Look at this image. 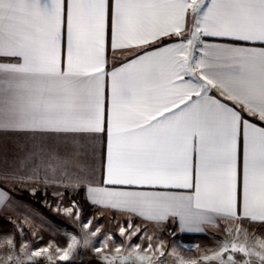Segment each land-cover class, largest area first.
<instances>
[{
  "label": "snow or ice",
  "instance_id": "6c2138e0",
  "mask_svg": "<svg viewBox=\"0 0 264 264\" xmlns=\"http://www.w3.org/2000/svg\"><path fill=\"white\" fill-rule=\"evenodd\" d=\"M49 187L116 232L73 201L90 231L42 245L17 214L0 264H264V0H0V216Z\"/></svg>",
  "mask_w": 264,
  "mask_h": 264
},
{
  "label": "rangeland",
  "instance_id": "374dc122",
  "mask_svg": "<svg viewBox=\"0 0 264 264\" xmlns=\"http://www.w3.org/2000/svg\"><path fill=\"white\" fill-rule=\"evenodd\" d=\"M47 193V196H45L44 191L41 190L36 196H30L35 201H38L41 206H37L34 203L24 199V205L26 206L25 212L18 213L19 222L25 227L26 230L28 229V225L24 220L25 216H29L30 219H34L37 224L43 223L45 231L42 233V235L44 236V240L40 242L42 245L45 244L48 240L55 238L66 247L71 235H75L78 238H81L84 233L90 231V229H81L80 221L69 218L64 213L63 208L72 207L73 201H76L79 204L80 208L83 209V212L81 213L83 220L93 219L94 224L102 225L104 227H107L110 231L116 232V221L113 218L99 216L92 206H84L81 203V191L75 193L65 192L63 199L53 197L52 193H50L49 191H47ZM44 200H47L48 204L51 205V207L45 205L43 203ZM58 204L60 205L59 208L57 207ZM76 210V208H73V212H75ZM16 219L17 214H12L11 217L0 216V237L17 234L15 225L12 223V221ZM120 222L124 223V220ZM101 230L103 231V227L101 228ZM169 232L171 231H169L168 229L163 233L164 239L166 241L173 242L177 245H185V242H192L186 241L182 239V237H180L179 239V237L177 238L175 237V235H169ZM257 236L259 237V233H257ZM31 238V232H29L26 239ZM87 238L89 240L93 239L90 236ZM117 239H120L118 233ZM241 239L243 240V237H241ZM133 240L135 241L136 238L134 237ZM178 250L182 252L181 249ZM184 251L186 252L187 250ZM195 252L196 250H194L192 254H195ZM81 261H83L84 264H102V262L97 260L95 256H93L85 249H80V256L76 259V264H81Z\"/></svg>",
  "mask_w": 264,
  "mask_h": 264
},
{
  "label": "crops",
  "instance_id": "0c3cea01",
  "mask_svg": "<svg viewBox=\"0 0 264 264\" xmlns=\"http://www.w3.org/2000/svg\"><path fill=\"white\" fill-rule=\"evenodd\" d=\"M98 167H99V165H98ZM97 180L100 181V175L99 174L97 176ZM94 186L111 187V186L103 184L102 182H99V183L95 184ZM117 187H125L127 190H136V191H153V190L160 191V190H162V189H151V188H146V187L145 188H139V187H136V186H117ZM5 190L9 191L10 192V196L12 197V204H13V208L15 209V212L13 214H18V213L25 212L26 206L24 205V198L22 197L23 194H18L16 190H12V189H5ZM41 190L44 191V189H41ZM53 190H54L53 187H49L47 189V191H49L50 193H52ZM60 191H65V190L63 188H60ZM79 191L82 192V197L86 200L85 190L81 189ZM65 192L71 193L72 191L69 189V190H67ZM23 193H27V192L25 191ZM105 211L106 212H112L114 210H107L106 209ZM106 217L113 218L111 215H108ZM121 221H123V219ZM168 229H172L173 231H175V237H177V238L179 237V239H180V237H182L184 235H199V236L204 237L203 240L185 242L186 243L185 245L200 244L202 246L215 247L216 248L217 245L215 243V240L213 239V235L215 234V239L216 240H219V239L223 238L220 234L214 233V231L212 229H209V231L207 233H183V232L178 231V224L177 225H170ZM258 233H259V237L260 238H264V232H258ZM194 250H196L195 254L198 255L199 254L198 250L193 248L192 252ZM185 253L186 252L184 250H182L181 254H185Z\"/></svg>",
  "mask_w": 264,
  "mask_h": 264
},
{
  "label": "trees",
  "instance_id": "16d2710c",
  "mask_svg": "<svg viewBox=\"0 0 264 264\" xmlns=\"http://www.w3.org/2000/svg\"><path fill=\"white\" fill-rule=\"evenodd\" d=\"M22 197L32 203H34L35 205L37 206H41L38 201H35L32 197H30V195L28 193H23ZM80 200H81V203L84 205V206H92L90 203H88L83 197L82 195L80 194ZM182 239L186 240V241H199V240H203L204 238L202 236H199V235H184L182 236Z\"/></svg>",
  "mask_w": 264,
  "mask_h": 264
},
{
  "label": "built area",
  "instance_id": "2783aa9c",
  "mask_svg": "<svg viewBox=\"0 0 264 264\" xmlns=\"http://www.w3.org/2000/svg\"><path fill=\"white\" fill-rule=\"evenodd\" d=\"M169 231H173L172 229H169ZM208 248H212V249H215V247H208ZM193 256H195L196 254H192Z\"/></svg>",
  "mask_w": 264,
  "mask_h": 264
}]
</instances>
